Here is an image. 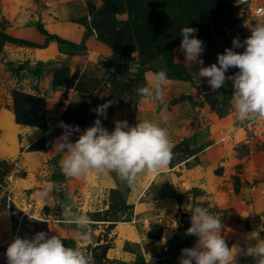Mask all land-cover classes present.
<instances>
[{
    "label": "rangeland",
    "instance_id": "obj_1",
    "mask_svg": "<svg viewBox=\"0 0 264 264\" xmlns=\"http://www.w3.org/2000/svg\"><path fill=\"white\" fill-rule=\"evenodd\" d=\"M47 1L0 0V30L35 40L37 16ZM82 4L93 37L75 52L52 46L36 53L33 47L0 42V264H6L7 246L16 237L31 239L43 231L68 247L82 243L73 226L62 222L68 210L94 221L85 247L95 264H178L181 249L195 243L184 234L195 206L221 218L229 247L254 245L253 232L264 238V121H236L231 82L215 92L201 87L206 78L198 82L191 75L199 64L189 65L178 51L181 29H197L196 38L204 43L201 66L208 67L234 38L243 42L256 19L234 0ZM97 35L113 43L116 53ZM114 57L123 69L121 79L113 75ZM152 69L181 77L167 79L156 103L136 93ZM225 75L232 76L231 69ZM109 100L115 102L107 118L98 117L92 109ZM161 113L168 115L166 124ZM95 119L110 132L116 120L130 126L145 119L160 123L174 145L169 167L155 178L142 174L135 189L115 173L65 177L52 163L63 131L59 125L83 132ZM49 182L55 199L45 201L39 191ZM237 264L255 261L241 255Z\"/></svg>",
    "mask_w": 264,
    "mask_h": 264
},
{
    "label": "clouds",
    "instance_id": "obj_2",
    "mask_svg": "<svg viewBox=\"0 0 264 264\" xmlns=\"http://www.w3.org/2000/svg\"><path fill=\"white\" fill-rule=\"evenodd\" d=\"M239 2L245 3V0ZM249 29L250 35L243 42L234 38L232 47L217 54V62L208 67L201 66L204 43L196 38L197 29L187 26L181 29L178 49L189 65L199 64V71L191 75L198 82L206 78L212 92L231 82L230 108L240 123L264 121V12L257 14L256 22ZM241 47L243 52L233 51ZM231 68L238 71L226 76ZM167 79L164 70L150 72L147 83L137 88L136 93L145 101L159 102ZM114 102L106 101L92 111L106 119L107 109ZM160 121L166 124L168 115L161 113ZM59 126L63 131L54 144L58 152L64 153L58 167L68 178L78 179L91 172L115 173L122 183L135 189L138 177L142 174L159 176L173 159L174 145L167 128L152 120L145 119L135 126H130L126 120H116L111 132L103 127L101 119H95L83 132L76 125L61 122ZM75 133L79 136L73 142L71 137ZM54 193L55 185L49 182L40 189L39 198L54 200ZM190 214V227L184 234L193 236L195 243L181 249L178 264H237L241 255L253 257L255 264H264V238L259 232L250 234L249 238L256 241L254 245L229 247L222 235L221 218L201 206L193 207ZM61 219L64 224L73 226L82 243L68 247L59 237L43 231L35 233L31 239L16 237L7 246L6 264H95L85 247L91 242L94 221L86 213L72 210L65 211ZM177 226L174 222L172 227Z\"/></svg>",
    "mask_w": 264,
    "mask_h": 264
},
{
    "label": "crops",
    "instance_id": "obj_3",
    "mask_svg": "<svg viewBox=\"0 0 264 264\" xmlns=\"http://www.w3.org/2000/svg\"><path fill=\"white\" fill-rule=\"evenodd\" d=\"M47 3L49 4V6L45 10H42L40 14H38L37 23H42L50 33H55L61 38L76 43L81 42L83 34L86 30V27L82 24V21L86 19V14L84 13V10L82 8V0H62L59 6L56 5L57 1L54 0H49L47 1ZM70 4L72 5L70 6ZM33 32H35L36 38L32 41L43 43L45 40V36L40 34L36 30V27L34 28ZM10 34L21 37V34L18 31L12 30V33L10 32ZM92 37L93 34H90L89 37L85 39V44H87ZM52 46L54 48L56 47L58 50L61 49L62 52L71 53V47L67 43L60 44L54 40H51L46 47L33 48L36 51L47 49ZM37 52L38 51H36V53Z\"/></svg>",
    "mask_w": 264,
    "mask_h": 264
},
{
    "label": "trees",
    "instance_id": "obj_4",
    "mask_svg": "<svg viewBox=\"0 0 264 264\" xmlns=\"http://www.w3.org/2000/svg\"><path fill=\"white\" fill-rule=\"evenodd\" d=\"M82 24L86 27V30H85V32L83 34L81 42H79V43H76V42L61 38L60 36H58L55 33H50L45 28V26L42 23H37L35 25V27H36V30L40 34L45 36V40H44L43 43H37V42H34L32 40H29V39H25V38H22V37L14 36V35L8 33L7 31H4V30H0V42L3 43L5 41H10V42H13V43H18L20 45H26V46H29V47H39V48H41V47H46L51 40H54V41H56V42H58L60 44L67 43L71 47V52H75L78 48L85 47V39H87L89 37V35L92 33V31H93V26L88 25L86 19H84L82 21ZM97 38L102 43H105L109 47H111L112 50L114 51V53H116V46L113 43H111L110 41H108L107 39L102 37L101 35H97ZM0 47H1V45H0ZM152 71L153 72L154 71H160V69H152ZM237 71H238V69L231 68L232 75H234ZM166 73H167V77L168 78H180L181 79V77H175L171 73H168V72H166ZM113 75H114V77H116V78L119 77L120 79L123 78V76H124L121 63L116 57H114V59H113ZM200 86L201 87H209V85L207 83H202ZM61 156H62L61 152H58L55 155H53L52 163L54 164L55 167H58L59 161L61 160ZM58 172L60 174V171H58ZM238 188H239V186H238V182H237L235 190L237 191Z\"/></svg>",
    "mask_w": 264,
    "mask_h": 264
},
{
    "label": "built area",
    "instance_id": "obj_5",
    "mask_svg": "<svg viewBox=\"0 0 264 264\" xmlns=\"http://www.w3.org/2000/svg\"><path fill=\"white\" fill-rule=\"evenodd\" d=\"M234 1L238 5L244 6L253 19H257L258 13L264 12V3L259 0H245V3H240L239 0Z\"/></svg>",
    "mask_w": 264,
    "mask_h": 264
},
{
    "label": "bare ground",
    "instance_id": "obj_6",
    "mask_svg": "<svg viewBox=\"0 0 264 264\" xmlns=\"http://www.w3.org/2000/svg\"><path fill=\"white\" fill-rule=\"evenodd\" d=\"M24 210V209H23ZM27 215V214H26ZM10 221V220H9ZM22 222V221H21ZM10 226V225H9ZM12 228V227H11ZM16 229V228H15ZM14 232V231H13ZM17 234V233H16Z\"/></svg>",
    "mask_w": 264,
    "mask_h": 264
}]
</instances>
